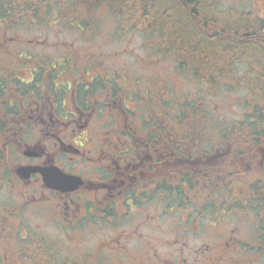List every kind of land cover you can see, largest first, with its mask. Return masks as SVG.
I'll list each match as a JSON object with an SVG mask.
<instances>
[{"label":"flooded vegetation","instance_id":"obj_1","mask_svg":"<svg viewBox=\"0 0 264 264\" xmlns=\"http://www.w3.org/2000/svg\"><path fill=\"white\" fill-rule=\"evenodd\" d=\"M222 2L211 30L223 58L219 69L264 67V24L250 22L264 20V0L220 8ZM3 35L0 53L9 43L46 46ZM61 50L35 61L12 53L16 65H0V264H54L46 241L23 224L26 217L40 222L35 230L51 225L68 232L125 222L104 243L116 263L120 255L126 256L120 264L185 263L183 255L192 252L182 240L199 231L184 215L189 202L203 211L212 194L223 198L240 188L249 196L253 183L264 186V147L251 146L242 132L235 141L232 128L229 137L217 128L203 131L201 117H209L198 100L143 91L138 79L99 67L96 54L59 56ZM180 70L185 66L176 64ZM252 171L258 177L244 179ZM176 213L175 224L164 228L162 218ZM163 248L170 258L162 257Z\"/></svg>","mask_w":264,"mask_h":264},{"label":"rangeland","instance_id":"obj_2","mask_svg":"<svg viewBox=\"0 0 264 264\" xmlns=\"http://www.w3.org/2000/svg\"><path fill=\"white\" fill-rule=\"evenodd\" d=\"M232 1L223 0L220 8H225ZM89 11V27L92 35L73 28L69 23L70 20L45 25L38 23L34 26L0 23V40L3 34L7 33L8 37H14V39H37L46 42L43 49H35L26 42L22 46L9 43L7 51L0 53V65L8 67L16 65L14 55H9L12 53H15L17 57L25 53V56H30L33 61L40 60L41 55L43 57L53 56L52 49L57 48L62 49L58 51L59 56L64 54L63 50L67 51V55L71 53L82 55L91 53L93 55L94 53L97 59L104 63L99 67L124 72L128 75L127 77L138 79L143 91L146 89L152 92L166 91L179 100L186 98L199 101L201 99L217 121L222 124L230 123L235 132L241 128V124L246 121L247 117L245 100H250L248 92L242 87L244 85L234 86L233 89L225 86V89L223 87L220 91H214L209 84L197 80L188 71L180 70V73L174 71L177 61L171 55L165 53L160 55L161 52L143 50V33L139 30L122 31L120 23L118 24L117 10L102 3L91 7ZM103 54L106 55L105 58H102ZM233 70L230 85H233L235 75L241 73L237 69ZM242 83L244 81H241ZM237 139L234 135V140ZM258 174L257 171H252L249 175L246 174L244 179L249 176L256 178ZM244 194L245 189L240 188H238V193H230L223 198L219 193L212 194L209 197L211 199L207 201V210L203 211H198L193 201L189 202L188 207L191 211L184 215L191 214L193 231L197 229L199 231L183 238L182 242L188 245L192 254L185 253L183 257L186 258V262L176 260L177 264H264V234H262L264 230L262 231L260 226L264 218V210L254 207L255 209L244 212L240 209L245 203L243 202ZM159 211L163 212L162 205ZM179 215L176 213L174 218L163 216V227L169 229L168 227L175 224L176 217ZM180 218L185 219L186 217L181 215ZM22 220L23 224L31 229L33 238L46 241V253L49 256H56L54 264H60L61 261L63 264H120V261L126 260V256L120 255L116 263L114 260L116 256L111 255L112 251L104 244L116 231L128 225L125 222L120 227L105 224L106 226L100 228L89 223L76 232H68L64 229L53 228L51 225L42 226V230H35V222H40L28 217ZM69 235L73 236V239ZM217 235H222V237L216 239ZM230 236L241 240L238 243L239 246L227 240ZM225 241L228 243L225 248L222 244L219 246L220 242ZM182 242L181 246H183ZM260 244L263 245L260 246ZM161 252L163 258H170L164 248ZM210 259L214 262L210 263Z\"/></svg>","mask_w":264,"mask_h":264},{"label":"trees","instance_id":"obj_3","mask_svg":"<svg viewBox=\"0 0 264 264\" xmlns=\"http://www.w3.org/2000/svg\"><path fill=\"white\" fill-rule=\"evenodd\" d=\"M102 3L117 10L122 31L139 30L143 33V50L171 55L179 66H185L188 73L209 84L214 91L225 89V86L233 89L234 86L244 85L243 89L250 96V100H245L249 110L246 121L239 124L247 128L235 132L230 123L217 121L200 99L198 106L209 117H201V128L203 131L217 128L221 137H229V128H232L235 136L237 132H242V139L251 146L264 147V76L258 77L264 67L237 69L241 73L235 75L233 85L229 84L234 70L219 69L218 65L223 61L219 39L218 35L211 34L212 26L217 22L215 16L220 10H217L219 0H0V23L34 26L70 20L73 28L92 35L89 10ZM261 8L262 5L255 10ZM255 18L250 21L252 26L264 24V20ZM207 41L210 46L208 51ZM241 81L244 83L241 84ZM253 187L254 192L243 196L245 203L240 209L250 211L256 207L264 210V186L253 183ZM260 226L263 231L264 218Z\"/></svg>","mask_w":264,"mask_h":264}]
</instances>
